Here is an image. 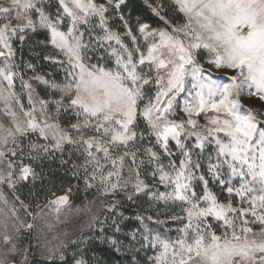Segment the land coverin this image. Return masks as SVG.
<instances>
[{
  "label": "snow or ice",
  "instance_id": "6c2138e0",
  "mask_svg": "<svg viewBox=\"0 0 264 264\" xmlns=\"http://www.w3.org/2000/svg\"><path fill=\"white\" fill-rule=\"evenodd\" d=\"M144 3L162 27L134 31L128 0H0V264H38L36 248L69 264L68 243L93 239L127 264H264V0ZM29 34L56 50L43 58L62 81L25 79L13 42ZM25 159L58 160L95 198L73 207L70 184L25 203L19 186L40 179ZM141 200L123 232L121 204ZM80 213V236L47 239ZM71 257L102 264L86 248Z\"/></svg>",
  "mask_w": 264,
  "mask_h": 264
},
{
  "label": "trees",
  "instance_id": "16d2710c",
  "mask_svg": "<svg viewBox=\"0 0 264 264\" xmlns=\"http://www.w3.org/2000/svg\"><path fill=\"white\" fill-rule=\"evenodd\" d=\"M54 5V0H53ZM54 10V8H53ZM126 17L130 18V24L135 31L137 20L149 23L153 28L162 27V22L156 18L151 11L146 7L144 0H128V6L124 9ZM169 18H172V14H169ZM43 34H29V38L21 43L19 41L14 42V48L17 53V62L21 64L20 71L24 74L25 79L29 76L40 75L49 80H55L60 82L64 78V71L59 65L53 64L43 57L46 54V47L40 46L37 41L43 39ZM141 46L143 47L144 42L140 41ZM38 53V55H37ZM93 62L96 60V54H91ZM32 63L34 65L33 69H28L26 67L27 63ZM37 90L40 92L42 96H46V90L43 85H39ZM59 154L57 153V156ZM65 158L67 156L65 155ZM75 159V157H73ZM25 163H33V167H35L36 171L40 174V179H38L35 184L28 182L21 184L18 188V194L21 196V199L25 201V203L35 205V203L39 200L41 203L44 202V197L48 195V190H58L62 186L74 185L73 194H74V203L75 205L78 202H81V205L84 206L85 202L92 200L95 198L96 194L94 190H89L87 193V198H85V194L83 193V181H77L70 177V175L66 174V166L61 167L58 160L49 162L45 160L43 164L34 163L25 159ZM149 182H151V178L149 177ZM79 184V187H75V185ZM160 190H164L162 186H159ZM60 192L57 191V194ZM147 205L143 203V200L138 203H132L130 201H124L119 211L124 213V216L128 219L121 221V226L123 228V232H128L135 229L138 226V221L135 220V215L143 212V208ZM111 218L109 219L110 223ZM173 229L171 235L174 237L176 232L175 228L179 226L178 222L171 223L170 225ZM106 232L110 235L112 234V229H106ZM98 233L93 232L92 230L87 229L85 231V235L95 236ZM121 239H124L123 233L118 234ZM77 248H86L90 255L94 254L96 258H99L102 261V264H127V258L118 253H115L108 247L106 244H100L95 239H93L87 246L82 244H69L66 250V255L68 257L69 264H71V254L77 251ZM143 254H141L142 256ZM38 264H42L41 259H37Z\"/></svg>",
  "mask_w": 264,
  "mask_h": 264
},
{
  "label": "rangeland",
  "instance_id": "374dc122",
  "mask_svg": "<svg viewBox=\"0 0 264 264\" xmlns=\"http://www.w3.org/2000/svg\"><path fill=\"white\" fill-rule=\"evenodd\" d=\"M14 42H13V47H14ZM46 53L47 54H52V55H57L56 50L51 45H49L48 47H46ZM59 58L62 59L63 57H59ZM29 77H31V76H29ZM28 78H26V79H28ZM33 83L35 84L36 82L33 81ZM246 103L249 104V105H252V106H259V102L258 101H255V100L246 101ZM5 191L8 193L9 197L11 198L10 191L7 188H5ZM162 191H164V190H162ZM59 194H61V193H59ZM71 199H72V202H73V207H77V206L84 207L88 203V201H87V202H85L84 206H82L81 205V202H78V204L75 205L73 192L71 194ZM21 215L23 216V212H21ZM24 218L25 219H30V218H27V217H24ZM61 219H63V217H61ZM87 220H88V217L84 213H80L78 216H72V217H70L68 219V221L65 222V223H59V224H57L53 220L52 221V223H53V229H52V231L51 232H48L47 229L44 228V232L47 234V239L48 240H52V243L53 244H56V243H59L60 242V241H57V240H53L52 239L56 235H59L61 240H64L65 242H68V241L73 240V239H76L78 236H80V234H81L80 233V227ZM36 223H37V228H40L41 227V222L37 221ZM86 230L87 229H85L84 232ZM65 232H67L69 234L68 237H65L63 235V233H65ZM34 233H35V230H34ZM43 242L44 241L42 240L39 243L42 244ZM33 243H36V241H33ZM69 244H71V243H68V245ZM33 251H35L37 253V255H36L35 258L42 260V258L39 255L40 249L36 248V249H33Z\"/></svg>",
  "mask_w": 264,
  "mask_h": 264
}]
</instances>
